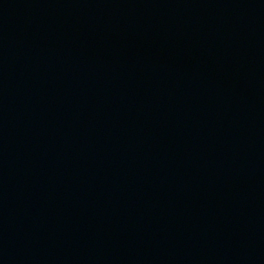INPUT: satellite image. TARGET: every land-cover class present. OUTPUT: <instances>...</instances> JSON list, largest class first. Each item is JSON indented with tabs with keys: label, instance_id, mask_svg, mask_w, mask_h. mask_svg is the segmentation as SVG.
Listing matches in <instances>:
<instances>
[{
	"label": "water",
	"instance_id": "water-1",
	"mask_svg": "<svg viewBox=\"0 0 264 264\" xmlns=\"http://www.w3.org/2000/svg\"><path fill=\"white\" fill-rule=\"evenodd\" d=\"M0 264H264V0H0Z\"/></svg>",
	"mask_w": 264,
	"mask_h": 264
}]
</instances>
